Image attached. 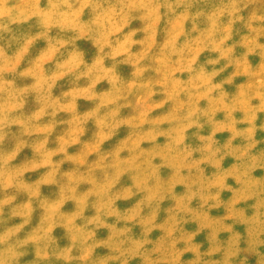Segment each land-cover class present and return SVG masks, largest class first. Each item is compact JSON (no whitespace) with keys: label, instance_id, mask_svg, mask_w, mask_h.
I'll use <instances>...</instances> for the list:
<instances>
[{"label":"clouds","instance_id":"1","mask_svg":"<svg viewBox=\"0 0 264 264\" xmlns=\"http://www.w3.org/2000/svg\"><path fill=\"white\" fill-rule=\"evenodd\" d=\"M261 114L264 0H0V264H264Z\"/></svg>","mask_w":264,"mask_h":264},{"label":"rangeland","instance_id":"2","mask_svg":"<svg viewBox=\"0 0 264 264\" xmlns=\"http://www.w3.org/2000/svg\"><path fill=\"white\" fill-rule=\"evenodd\" d=\"M138 24H139V22H136L133 26H138ZM139 38V37H138ZM37 47H43V43L41 42L40 44H38L37 45ZM253 59V62L255 63V62H258V57L257 58H252ZM123 71L125 72V74H127V72L129 71V69H127V68H124L123 69ZM229 71H231V70H229ZM242 80H243V78H239L238 80H237V82L239 83V82H242ZM107 87V85L106 84H102V85H100L99 86V88H98V90L99 89H103V88H106ZM234 89H232V88H229V91H233ZM80 104H81V108H82V110L84 109V108H87V107H90L91 105H88V104H86L84 101H81L80 102ZM127 111L128 110H125V113H127ZM260 120L261 121H264V114H261V116H260ZM260 121H258L257 123H259ZM90 128H91V125L89 126ZM124 135V132L122 131L121 132V136H123ZM227 133H225V134H223V135H221V136H218V139H220L221 141H223L224 139H226L227 138ZM257 138L258 139H262V138H264V133H257ZM161 142H163V140L161 139ZM260 147H264V145H261ZM70 151H74V149H72V150H70ZM25 154H27V155H30V152H28L27 150H26V152L25 153H23L22 155H21V159L23 158V156L25 155ZM231 163V160H228V161H226L225 162V166H227L228 164H230ZM68 167V165H65V168H67ZM39 174L37 173V174H31V178L32 179H35L37 176H38ZM256 175H264V172H260V171H257V173H256ZM230 184H234V182L232 181V180H229L228 181ZM178 191H181L182 189H177ZM55 191V189H53V188H48V187H45L44 189H43V192L47 195V194H50V193H52V192H54ZM230 196V193H224V198L225 199H227L228 197ZM249 203H251V202H249ZM125 206V204L123 203V202H121L120 203V207H124ZM72 207H73V205L71 204V203H69L68 205H66V208H65V210H71L72 209ZM218 214H223V210L221 209L219 212H217V211H214L213 212V215H218ZM249 214H250V212H249ZM189 227V229H191V230H194V228H195V225H189L188 226ZM237 230H239V231H243V227L242 226H237ZM136 231H139L138 229L136 230ZM56 234L57 235H62L63 234V230L62 229H57V231H56ZM159 233H154L153 235L154 236H156V235H158ZM99 235L100 236H106V231H104V230H102L100 233H99ZM226 237H227V234H222V236H221V238L222 239H226ZM197 241L199 242V241H203L204 240V235L202 234L201 236H198L197 238ZM67 243V241H65V240H61V245L63 246L64 244H66ZM207 247V245L205 244V248ZM106 252V250H98V253L99 254H104ZM186 259L187 258H190V254L188 255V256H186L185 257ZM133 264H139V261H133Z\"/></svg>","mask_w":264,"mask_h":264}]
</instances>
